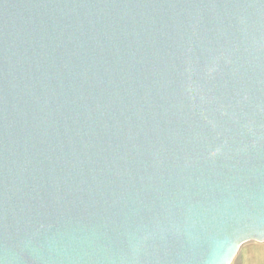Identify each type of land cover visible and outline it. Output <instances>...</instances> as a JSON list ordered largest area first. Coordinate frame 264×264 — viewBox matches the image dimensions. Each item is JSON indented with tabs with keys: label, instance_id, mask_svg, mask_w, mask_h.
Listing matches in <instances>:
<instances>
[{
	"label": "water",
	"instance_id": "water-1",
	"mask_svg": "<svg viewBox=\"0 0 264 264\" xmlns=\"http://www.w3.org/2000/svg\"><path fill=\"white\" fill-rule=\"evenodd\" d=\"M264 242V0H0V264H229Z\"/></svg>",
	"mask_w": 264,
	"mask_h": 264
},
{
	"label": "crops",
	"instance_id": "crops-1",
	"mask_svg": "<svg viewBox=\"0 0 264 264\" xmlns=\"http://www.w3.org/2000/svg\"><path fill=\"white\" fill-rule=\"evenodd\" d=\"M233 261L236 264H264V242L242 244Z\"/></svg>",
	"mask_w": 264,
	"mask_h": 264
},
{
	"label": "clouds",
	"instance_id": "clouds-1",
	"mask_svg": "<svg viewBox=\"0 0 264 264\" xmlns=\"http://www.w3.org/2000/svg\"><path fill=\"white\" fill-rule=\"evenodd\" d=\"M229 264H236V261H230Z\"/></svg>",
	"mask_w": 264,
	"mask_h": 264
}]
</instances>
